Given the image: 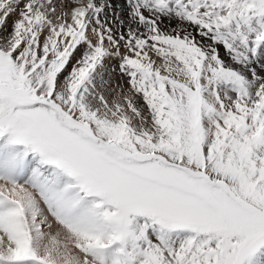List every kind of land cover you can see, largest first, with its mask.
<instances>
[{
	"label": "snow or ice",
	"instance_id": "6c2138e0",
	"mask_svg": "<svg viewBox=\"0 0 264 264\" xmlns=\"http://www.w3.org/2000/svg\"><path fill=\"white\" fill-rule=\"evenodd\" d=\"M120 9L0 0V264H264V0Z\"/></svg>",
	"mask_w": 264,
	"mask_h": 264
},
{
	"label": "bare ground",
	"instance_id": "6f19581e",
	"mask_svg": "<svg viewBox=\"0 0 264 264\" xmlns=\"http://www.w3.org/2000/svg\"><path fill=\"white\" fill-rule=\"evenodd\" d=\"M114 2L116 3L117 6V10L120 11V4H122V2L120 0H114ZM11 25V21H9V27ZM106 78H109V75H106Z\"/></svg>",
	"mask_w": 264,
	"mask_h": 264
},
{
	"label": "rangeland",
	"instance_id": "374dc122",
	"mask_svg": "<svg viewBox=\"0 0 264 264\" xmlns=\"http://www.w3.org/2000/svg\"><path fill=\"white\" fill-rule=\"evenodd\" d=\"M121 2H123V0H120Z\"/></svg>",
	"mask_w": 264,
	"mask_h": 264
}]
</instances>
